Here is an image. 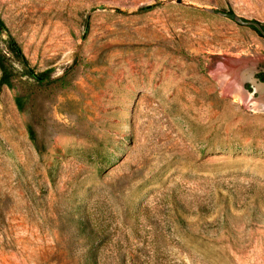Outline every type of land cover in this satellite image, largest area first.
Masks as SVG:
<instances>
[{
	"label": "rangeland",
	"instance_id": "1",
	"mask_svg": "<svg viewBox=\"0 0 264 264\" xmlns=\"http://www.w3.org/2000/svg\"><path fill=\"white\" fill-rule=\"evenodd\" d=\"M214 11L264 25V0H0L31 70L77 60L0 87V264H264V111L214 76L264 84V38Z\"/></svg>",
	"mask_w": 264,
	"mask_h": 264
},
{
	"label": "trees",
	"instance_id": "2",
	"mask_svg": "<svg viewBox=\"0 0 264 264\" xmlns=\"http://www.w3.org/2000/svg\"><path fill=\"white\" fill-rule=\"evenodd\" d=\"M153 7H146L144 9L150 10ZM255 30L254 28H252ZM7 27L5 22L0 18V87L7 86L13 87V83L16 77V65L19 64L24 68V74L34 78L38 83H44L46 85H54L58 83L64 76L70 74L77 65V60L72 64L61 77H54L50 71L41 73H35L29 68L26 57L22 51L21 46L17 40L8 33L7 39H3V36L7 33ZM256 31V30H255ZM18 106L22 107L20 99L17 100ZM30 138L34 144H36V136L32 127H28Z\"/></svg>",
	"mask_w": 264,
	"mask_h": 264
},
{
	"label": "bare ground",
	"instance_id": "3",
	"mask_svg": "<svg viewBox=\"0 0 264 264\" xmlns=\"http://www.w3.org/2000/svg\"><path fill=\"white\" fill-rule=\"evenodd\" d=\"M255 56V55H254ZM244 61V60H243ZM238 62V59H231L227 63L221 64L214 72V76L219 80L222 88L227 90V93L232 94L236 99L242 102L251 104L255 109L264 111V84L256 83L253 80V71L247 70L245 66H249L248 62ZM247 81L255 84V90L261 97L255 99L252 94L245 92L243 86Z\"/></svg>",
	"mask_w": 264,
	"mask_h": 264
},
{
	"label": "water",
	"instance_id": "4",
	"mask_svg": "<svg viewBox=\"0 0 264 264\" xmlns=\"http://www.w3.org/2000/svg\"><path fill=\"white\" fill-rule=\"evenodd\" d=\"M216 14L222 15L230 20H233L237 24L245 27L254 28L256 32L264 38V25L257 21L246 20L244 18L239 17L235 13H222L219 11H214Z\"/></svg>",
	"mask_w": 264,
	"mask_h": 264
},
{
	"label": "flooded vegetation",
	"instance_id": "5",
	"mask_svg": "<svg viewBox=\"0 0 264 264\" xmlns=\"http://www.w3.org/2000/svg\"><path fill=\"white\" fill-rule=\"evenodd\" d=\"M258 78L264 80V72L258 73Z\"/></svg>",
	"mask_w": 264,
	"mask_h": 264
}]
</instances>
